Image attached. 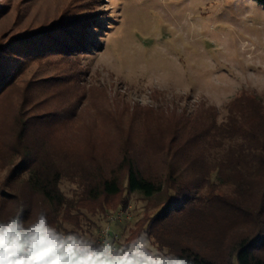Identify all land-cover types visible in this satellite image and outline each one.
Listing matches in <instances>:
<instances>
[{"label": "rangeland", "instance_id": "374dc122", "mask_svg": "<svg viewBox=\"0 0 264 264\" xmlns=\"http://www.w3.org/2000/svg\"><path fill=\"white\" fill-rule=\"evenodd\" d=\"M82 37L98 48L68 56L47 51L50 46L73 45ZM0 48L9 53L0 55V64L17 74V84L0 101V111L12 116L21 103L32 107L35 115L58 111L32 135H43L51 148L67 151L77 168H85L93 153L101 160L103 175L114 170L126 143L139 154L143 170L157 177L163 172V162L155 155L159 117L192 116L199 125L220 130L227 123L228 105L236 98L256 96L264 107V5L252 0H0ZM29 85L34 88L27 93ZM45 98L47 104L40 103ZM94 163L87 166L98 167ZM8 170L0 167V183ZM263 173L238 179L225 175L224 182L233 185L220 190L255 211L264 194ZM73 180L65 177L59 183L68 199L78 188ZM20 185L18 181L19 190ZM161 196L148 199L123 189L103 215L89 207L71 211L79 227L65 222L61 228L77 232L80 244L62 248L58 243L64 235L48 230L37 259L85 264L81 247L96 244L105 216L127 211L129 220L112 224L120 252L129 250L141 257L134 263L170 264L169 250L141 233L144 219L157 210ZM122 200L127 205L116 208ZM219 228L223 237L229 231L227 226ZM206 229L218 230L210 225ZM201 243L203 250L222 251L226 261L234 257L227 242L222 247L217 241Z\"/></svg>", "mask_w": 264, "mask_h": 264}, {"label": "trees", "instance_id": "16d2710c", "mask_svg": "<svg viewBox=\"0 0 264 264\" xmlns=\"http://www.w3.org/2000/svg\"><path fill=\"white\" fill-rule=\"evenodd\" d=\"M252 1L264 5V0ZM84 37L70 46L64 44L55 49L50 46L47 51L57 50V53L64 52L68 56L70 52L83 55L85 51L98 48L95 43L85 42ZM4 49L7 48H0V55H9ZM16 79L15 71L0 64V101L17 84ZM33 88L34 85H29L27 93ZM258 99L256 96H241L231 102L227 123L220 130L212 124L199 125L192 116L184 118L170 114L159 117L156 120L159 151L155 155L163 162V172L158 177L145 168L143 170L139 154L127 143L115 159L114 170L108 175H103L101 160L93 153L84 162L88 169L74 167L72 155L67 151L51 148L43 135L37 137L31 133L36 127L47 125L49 118L58 111L35 115L31 113L33 108H25L24 103L15 109L13 106L12 116L2 110L0 167L10 170L0 183V226H9L15 221L23 229H41L36 255L51 229L57 235H74L76 240L67 248H76L80 244L77 232L61 228L65 222L79 227L75 221L77 217L71 211L89 207L93 213L98 210L103 215L110 211V205L113 206L110 200L125 189L148 199L162 195L157 210L144 219L141 233L159 248L169 250L170 264H264V194L261 204L252 211L243 207L244 203L239 198L220 190L223 185H233L229 181L224 182L225 175L237 179L243 175L254 178L264 171V107L257 103ZM47 102L45 98L40 103ZM143 121L145 123L146 119ZM131 140L130 144L133 143ZM91 162L98 167L87 166ZM22 175L24 177L19 180ZM65 177L74 179L78 187L72 199L66 198L59 189L60 180ZM188 178L193 182H188ZM18 181L20 190L16 186ZM216 183L218 188L213 187ZM205 190L207 192L203 193ZM126 205L122 200L116 208ZM207 225L213 227L211 230L218 229L220 225L227 226L229 231L223 237L220 228L213 233L206 229ZM4 239L9 242L0 241V252L13 245L9 236ZM202 240L206 243L217 241L219 247L227 242L228 248H232L230 257L234 255L233 259L224 260L222 251L212 252L217 249L203 250L200 246ZM120 245L117 247V260L110 264L123 261L141 264L134 263V259H142L135 258L131 251L121 253ZM86 249L96 252L99 247L92 242L81 247V252ZM145 260L154 261L146 256ZM40 262L47 264L36 259L37 264Z\"/></svg>", "mask_w": 264, "mask_h": 264}, {"label": "built area", "instance_id": "2783aa9c", "mask_svg": "<svg viewBox=\"0 0 264 264\" xmlns=\"http://www.w3.org/2000/svg\"><path fill=\"white\" fill-rule=\"evenodd\" d=\"M130 217L127 211H119L105 216L104 224L97 234L98 251L86 249L82 252L85 264H110L117 260L118 238L112 231V224L120 220H129ZM5 227L7 231L0 230V235L3 237L2 241L9 242V240L4 239L9 236L13 245L0 252V264H37L36 242L41 229H23L17 224L12 227ZM75 240L76 238L69 234L61 237L58 244L62 248H67L68 244Z\"/></svg>", "mask_w": 264, "mask_h": 264}, {"label": "snow or ice", "instance_id": "6c2138e0", "mask_svg": "<svg viewBox=\"0 0 264 264\" xmlns=\"http://www.w3.org/2000/svg\"><path fill=\"white\" fill-rule=\"evenodd\" d=\"M15 221L13 222V225L7 226V227H12L15 225ZM38 227V226H37ZM0 230L7 231V228L5 226H0ZM3 237L0 236V241H2ZM94 247V246H93Z\"/></svg>", "mask_w": 264, "mask_h": 264}]
</instances>
